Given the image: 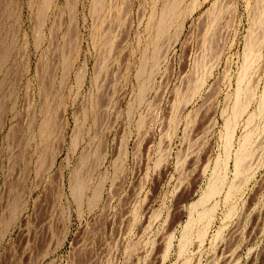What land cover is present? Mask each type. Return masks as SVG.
Returning <instances> with one entry per match:
<instances>
[{"label":"rangeland","instance_id":"1","mask_svg":"<svg viewBox=\"0 0 264 264\" xmlns=\"http://www.w3.org/2000/svg\"><path fill=\"white\" fill-rule=\"evenodd\" d=\"M168 1L0 0V264H264V0Z\"/></svg>","mask_w":264,"mask_h":264},{"label":"bare ground","instance_id":"2","mask_svg":"<svg viewBox=\"0 0 264 264\" xmlns=\"http://www.w3.org/2000/svg\"><path fill=\"white\" fill-rule=\"evenodd\" d=\"M100 1V0H99ZM170 1V0H169ZM168 1V2H169ZM175 1V0H174ZM45 2H47L46 4H48V0H44V5H45ZM171 2H173V0H171ZM176 2H178V0L176 1ZM50 4V3H49ZM170 4V3H169ZM171 4H173V3H171ZM171 4H170V6H171ZM178 5V4H177ZM176 5V6H177ZM43 6V5H42ZM166 6H167V4H166ZM166 6H164V7H166ZM175 5L173 4V7H174ZM168 7H169V5H168ZM173 7L171 8V14H173L174 15V12H176L175 10V7H174V9H173ZM44 8V6L42 7V10H40V12L42 11V12H44L43 9ZM167 8V7H166ZM164 9V8H163ZM170 9V8H169ZM173 9V10H172ZM165 10V9H164ZM164 10H163V12L161 13V16H162V14H163V16L165 15L164 14ZM165 11H170V10H165ZM42 15H44L43 13H41ZM167 16H169V13H168V15ZM167 16L165 17V18H167ZM172 16V15H171ZM170 16V17H171ZM43 17V16H42ZM173 17V16H172ZM171 17V18H172ZM163 18V17H162ZM161 17H160V19H159V21H162L161 19H162ZM165 18H163V20L164 21H162V23H160L161 25L158 27H156V28H158L159 29V31H164V30H166L167 28V26L169 25V22L170 21H168L167 22V20H165ZM174 18V17H173ZM172 18V19H173ZM260 18H262V17H260ZM168 19H170V18H168ZM171 20V19H170ZM172 21V20H171ZM167 22V23H166ZM165 23H166V25H165ZM157 25H159V22L157 23ZM166 27H165V26ZM162 27H164V28H166V29H162ZM157 33H159L158 31H157ZM160 36H161V33H160ZM156 37H159V35L157 34L156 35ZM256 39V38H255ZM258 41H261V40H259V39H257ZM253 41H255L254 39H253ZM258 41H256L257 43H258ZM250 42H252V40L250 41ZM252 43H254V42H252ZM252 43L250 44L249 42H248V45L250 44L251 45V50H252V46L253 45H255V44H253L252 45ZM256 43V44H257ZM263 43V42H262ZM258 44H260L261 45V42H259ZM249 45V46H250ZM157 48H158V46H156ZM156 47H155V49H156ZM247 49H249L250 50V48L248 47ZM157 50V52H158V50L159 49H156ZM156 50H155V52H156ZM249 50H247L246 52H248ZM251 50H250V55H252L253 53L254 54H256L257 52H252V54H251ZM154 52V53H155ZM158 53H160V52H158ZM157 53V54H158ZM258 54H259V52H258ZM248 55V53H246V58L249 56H247ZM153 56H155V58L154 57H151V58H153V59H151L150 61H152V62H158V56L157 55H154L153 54ZM156 56L158 57V58H156ZM247 59H249V57L247 58ZM157 60V61H156ZM251 60V63H249V64H253V60H255L254 58L253 59H250ZM247 61V60H246ZM249 61V60H248ZM250 62V61H249ZM154 65H156L155 63H153ZM153 64H151V65H153ZM245 64V63H244ZM249 64H247V65H244L245 66V68L247 69V66H249L248 68H251L250 67V65ZM146 67V65L145 66H143L142 67V70L140 69V72H139V74L140 73H142L141 71H143V68H145ZM244 68V69H245ZM146 69V68H145ZM144 69V70H145ZM245 69V71L246 72H248V70H246ZM246 72H244L245 73V75H246ZM140 76H141V74H140ZM142 76H144L143 74H142ZM242 78H244V76L242 77ZM243 80V79H242ZM143 83H145L144 81H142V84L141 85H143ZM146 85V84H145ZM145 85L144 86H142V88L143 87H145ZM145 89V88H144ZM143 89V90H144ZM143 90H142V92H143ZM240 91H241V87H240ZM243 91H244V89H243ZM243 91H242V93H243ZM142 92H140V93H142ZM238 92H239V90H238ZM247 90L245 91V93L247 94ZM241 93V92H240ZM239 93V94H240ZM143 94V93H142ZM239 94H238V101L236 100V105H234V110H235V112H234V110H233V119H229L228 121H227V125H228V130L230 131H228L230 134L234 131V124H236L237 123V119H238V117H241L240 115L242 114V113H244L245 111H246V107H249V102L251 101H249V102H247L246 101V103H247V105L240 99V97H241V95L239 96ZM141 95V94H140ZM143 96L141 95V98H142ZM261 99L262 100H260V108L261 109H263L264 110V92L262 93V96H261ZM259 104H258V107H259ZM236 106V107H235ZM259 108V109H260ZM253 115V114H252ZM249 118H250V120H249ZM248 118V122H250L251 121V117H249ZM253 118H254V115H253ZM239 120V119H238ZM48 121H51V120H48ZM47 121V122H48ZM48 124H51V123H49L48 122ZM50 126V125H49ZM48 125H47V127H49ZM51 129H52V127H50ZM48 129V128H47ZM227 132V133H228ZM252 131H250V133H247V135L246 136H248L249 134L251 135H253V132L251 133ZM255 132V131H254ZM234 133V132H233ZM231 134L229 137H233V135L234 134ZM48 134H49V132H48ZM50 135V134H49ZM48 135V136H49ZM229 135V134H228ZM248 136V137H246L245 136V138H248L247 140H244V143L246 144V142L249 140V139H251L252 140V138H251V136ZM250 140V141H251ZM229 141H230V138H229ZM250 141H248L247 143V145H249V144H251V142ZM242 144V147L244 148H242L241 149V152L239 151V153H236V157H235V177H234V179H233V181L232 182H230L229 184H228V186L226 187V189H225V185H226V183H227V172H226V169H227V166H228V160L227 159H229V157H230V150L228 149L227 150V159H225L226 161H224L223 162V166H224V169H225V172L224 171H220V169L219 168H215V170H214V172H213V174H212V177L210 178V181H209V184H208V190L202 195V196H200V198L196 201V202H194L192 205H191V210L193 211V218H190V220L186 223V225H184L185 227H184V229H183V234H182V238H181V244H180V252L182 253V252H184L185 250H186V248H187V245L191 242V238H190V234H191V230H192V228H193V226L195 225V224H199L201 221H204L206 218H211L212 216H213V212L215 211V208H216V205H217V201H216V203H214L213 205H209V200L211 199V198H213V197H215V196H217V195H220V194H222L223 192L225 193L224 195H225V198H224V200L227 202V201H229V200H231V199H233L234 197H235V195L237 194V191H239V189H240V185H239V183L236 181L235 182V178H237V177H240L241 175H243V174H245V172L247 171V169H245V167H247V166H245L244 165V163L246 162V158H249L252 154H250V149H249V147L248 146H246V147H244V145L245 144ZM241 148V147H240ZM253 150H251V152H252ZM249 156V157H248ZM247 165H248V168H249V164L248 163H246ZM249 170V169H248ZM248 172V171H247ZM246 172V173H247ZM80 178H82V177H80ZM85 181V180H84ZM74 183H76V185H75V190H73V191H75V193H76V195L79 197V199L78 200H80L82 197L81 196H83V194H82V190H83V186H85L86 184H85V182L83 183V178H82V180L81 179H79V181L78 182H74ZM85 184V185H84ZM85 188V187H84ZM195 189V188H194ZM196 190V189H195ZM83 192H84V190H83ZM74 193V194H75ZM82 194V195H81ZM194 194H195V192H194ZM98 196V195H97ZM96 196V197H97ZM76 197V196H75ZM77 198V197H76ZM235 199V198H234ZM81 201V200H80ZM235 201V200H234ZM228 203V202H227ZM231 204H233V203H231ZM230 203H229V205H231ZM234 206H235V204H234ZM234 206H232V207H228L229 208V210L227 211V214L225 213V215H227L228 216V218H229V216L231 217L232 216V214H233V212H234ZM234 207V208H233ZM196 210H197V212H196ZM194 212H196V214L194 215ZM227 218V217H226ZM209 224V223H208ZM204 227V228H203ZM202 228L200 227L198 230H199V233H198V230H197V233H198V235L197 236H203V235H205L206 234V224H205V226H203ZM236 231V230H235ZM233 233H234V231H233ZM233 235V234H232ZM235 235V234H234ZM223 246H226V245H223ZM228 246H230V245H228ZM171 247V242H169V244H168V249ZM223 249H225V247H222ZM228 248H231V246L230 247H228ZM223 249H221V251L223 250ZM220 251V252H221ZM224 251V250H223ZM226 251V250H225ZM224 251V252H225ZM231 251H232V249H231ZM229 251H227V252H225L226 253V255H225V253H223V252H221V254L222 255H224L225 256V258L226 257H230V256H227V253H228ZM230 253V252H229ZM230 254H233V253H230ZM221 255V256H222ZM232 256V255H231ZM223 258V257H222ZM232 260L234 259V255H233V257L231 258ZM225 259H223V261H224ZM235 260V259H234ZM225 261H229V259L227 258ZM231 261V260H230ZM229 263V262H228ZM227 263V264H228ZM231 263V262H230ZM232 263H233V261H232ZM226 264V263H225Z\"/></svg>","mask_w":264,"mask_h":264}]
</instances>
